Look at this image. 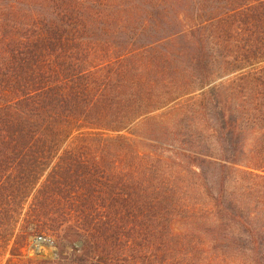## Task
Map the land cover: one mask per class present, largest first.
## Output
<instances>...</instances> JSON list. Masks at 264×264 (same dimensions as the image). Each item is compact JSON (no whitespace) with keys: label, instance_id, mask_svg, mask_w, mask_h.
Masks as SVG:
<instances>
[{"label":"trees","instance_id":"trees-1","mask_svg":"<svg viewBox=\"0 0 264 264\" xmlns=\"http://www.w3.org/2000/svg\"><path fill=\"white\" fill-rule=\"evenodd\" d=\"M0 261L264 264V0H0Z\"/></svg>","mask_w":264,"mask_h":264},{"label":"rangeland","instance_id":"rangeland-1","mask_svg":"<svg viewBox=\"0 0 264 264\" xmlns=\"http://www.w3.org/2000/svg\"><path fill=\"white\" fill-rule=\"evenodd\" d=\"M164 149V145H163ZM38 236H31L29 238V244L26 248L23 249L22 255L19 258H16L15 260L18 262H24L29 259L37 260V259H55L61 254L65 255H72L73 253H77V250L81 248V243H76L75 248L69 243H60L59 241L53 237V236H47L43 234V236H39L40 234H37ZM39 237H44L46 239H49L47 242L38 241ZM40 243L42 245V251L39 252L35 251L34 246ZM51 251V252H50ZM9 257V256H8ZM0 264L2 262L0 261Z\"/></svg>","mask_w":264,"mask_h":264},{"label":"bare ground","instance_id":"bare-ground-1","mask_svg":"<svg viewBox=\"0 0 264 264\" xmlns=\"http://www.w3.org/2000/svg\"><path fill=\"white\" fill-rule=\"evenodd\" d=\"M35 251L39 252L40 250L42 251V245L40 243H37L35 246ZM51 252V251H50Z\"/></svg>","mask_w":264,"mask_h":264},{"label":"built area","instance_id":"built-area-1","mask_svg":"<svg viewBox=\"0 0 264 264\" xmlns=\"http://www.w3.org/2000/svg\"><path fill=\"white\" fill-rule=\"evenodd\" d=\"M38 241H39V242H40V241L47 242V241H49V239H46V238H44V237H39V238H38Z\"/></svg>","mask_w":264,"mask_h":264}]
</instances>
